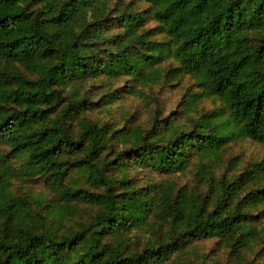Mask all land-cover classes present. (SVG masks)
Returning <instances> with one entry per match:
<instances>
[{
  "label": "trees",
  "instance_id": "1",
  "mask_svg": "<svg viewBox=\"0 0 264 264\" xmlns=\"http://www.w3.org/2000/svg\"><path fill=\"white\" fill-rule=\"evenodd\" d=\"M146 1L173 71L131 2L0 0V264H221L195 251L206 240L227 264H264V156L239 168L222 155L229 140L264 144V0ZM180 71L226 120L207 111L190 129L169 116L141 129L125 112L85 115L90 80L110 113L123 76L139 95Z\"/></svg>",
  "mask_w": 264,
  "mask_h": 264
},
{
  "label": "rangeland",
  "instance_id": "2",
  "mask_svg": "<svg viewBox=\"0 0 264 264\" xmlns=\"http://www.w3.org/2000/svg\"><path fill=\"white\" fill-rule=\"evenodd\" d=\"M131 2L137 10L145 9L147 11L146 20L141 27V30H147L149 38L156 45L159 53L160 61L157 65L162 67V73L173 71L178 67L175 59V48L169 38L162 32L158 22L152 19L149 12L150 3L146 0H126ZM114 2V0H113ZM112 2V4H113ZM128 77L120 78L114 85V88L119 93L123 94L121 98L115 101L112 105L111 112L101 108L100 92L96 91V81H88L85 85L87 89L86 95L92 93V100L97 103L90 109L85 111V115L91 121L97 122H116L119 120L120 114L125 112L130 116V120L134 125L142 128H149L152 121L157 117L159 119L166 116L173 117V121L182 128L190 129L191 121L199 117L201 114L211 111V117L214 123L220 124L221 120L228 118V113L224 104L214 96H208L201 90V86L194 82L193 78L187 73L180 71L174 79L170 77L161 78L158 84H137L136 88L141 92L139 95H128L126 92V80ZM122 120V119H120ZM124 121H118L117 127H122ZM4 152H9L8 149L0 146ZM224 158H232L234 162L239 163V168L247 164V162L260 159L264 156V144L257 143L250 138H239L229 140L222 150ZM11 163L17 167L21 159L11 157ZM18 161V162H17ZM223 168V167H222ZM224 169V168H223ZM26 185H31L34 192V197L39 198L47 191L40 179L28 180ZM15 188V186L13 187ZM195 251L201 254H208L214 258H218L221 264H227L226 252L215 240L194 241ZM182 258V255H178ZM185 260L193 259V255H188Z\"/></svg>",
  "mask_w": 264,
  "mask_h": 264
}]
</instances>
